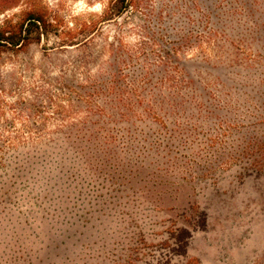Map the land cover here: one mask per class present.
<instances>
[{
	"label": "rangeland",
	"instance_id": "obj_1",
	"mask_svg": "<svg viewBox=\"0 0 264 264\" xmlns=\"http://www.w3.org/2000/svg\"><path fill=\"white\" fill-rule=\"evenodd\" d=\"M114 3L0 7V264H264V0Z\"/></svg>",
	"mask_w": 264,
	"mask_h": 264
},
{
	"label": "trees",
	"instance_id": "obj_2",
	"mask_svg": "<svg viewBox=\"0 0 264 264\" xmlns=\"http://www.w3.org/2000/svg\"><path fill=\"white\" fill-rule=\"evenodd\" d=\"M134 0H115L111 10L112 14L120 15L121 13L127 11ZM19 0H0V7H7L9 4L18 3ZM25 26V24H24ZM50 25L44 20L41 14L34 15V13H30L28 19L26 20L25 29L20 25V27H15L11 24H6V26L0 28V48H12V49H20L26 45L30 39V34L36 33L37 39H39L42 35L47 33V28ZM33 39V38H31ZM171 239L175 241L173 244L177 249H172V252H178L177 255L181 256L185 254V250L187 248V241L190 239V235L186 234L185 237L178 236L175 233H171ZM169 243H164L163 246L170 248L171 245ZM167 255L160 256L159 262L168 260Z\"/></svg>",
	"mask_w": 264,
	"mask_h": 264
}]
</instances>
